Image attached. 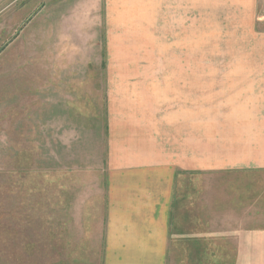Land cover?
<instances>
[{
	"label": "crops",
	"instance_id": "0c3cea01",
	"mask_svg": "<svg viewBox=\"0 0 264 264\" xmlns=\"http://www.w3.org/2000/svg\"><path fill=\"white\" fill-rule=\"evenodd\" d=\"M151 2L110 19L126 65L108 84L135 97L91 193L89 264H264V0Z\"/></svg>",
	"mask_w": 264,
	"mask_h": 264
},
{
	"label": "rangeland",
	"instance_id": "374dc122",
	"mask_svg": "<svg viewBox=\"0 0 264 264\" xmlns=\"http://www.w3.org/2000/svg\"><path fill=\"white\" fill-rule=\"evenodd\" d=\"M123 1L0 0V264L91 263V193L135 97L114 86Z\"/></svg>",
	"mask_w": 264,
	"mask_h": 264
}]
</instances>
